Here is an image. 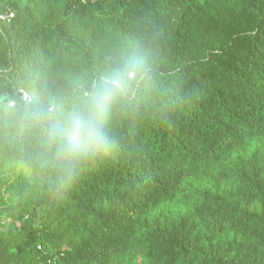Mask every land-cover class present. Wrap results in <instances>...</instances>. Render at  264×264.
<instances>
[{
  "label": "trees",
  "instance_id": "16d2710c",
  "mask_svg": "<svg viewBox=\"0 0 264 264\" xmlns=\"http://www.w3.org/2000/svg\"><path fill=\"white\" fill-rule=\"evenodd\" d=\"M4 13L0 264H264V0Z\"/></svg>",
  "mask_w": 264,
  "mask_h": 264
},
{
  "label": "built area",
  "instance_id": "2783aa9c",
  "mask_svg": "<svg viewBox=\"0 0 264 264\" xmlns=\"http://www.w3.org/2000/svg\"><path fill=\"white\" fill-rule=\"evenodd\" d=\"M12 16H13V13H4V14H0V19L5 22H8L10 21ZM39 248H41V246H39Z\"/></svg>",
  "mask_w": 264,
  "mask_h": 264
},
{
  "label": "rangeland",
  "instance_id": "374dc122",
  "mask_svg": "<svg viewBox=\"0 0 264 264\" xmlns=\"http://www.w3.org/2000/svg\"><path fill=\"white\" fill-rule=\"evenodd\" d=\"M18 220H20V218H19V215H18ZM7 221H11V217L10 218H8V217H4V218H2V223H4V226H5V223L7 222ZM18 222V221H17ZM20 222V221H19ZM18 222V223H19ZM0 242H1V239H0Z\"/></svg>",
  "mask_w": 264,
  "mask_h": 264
}]
</instances>
